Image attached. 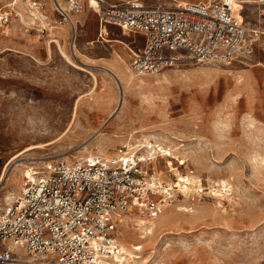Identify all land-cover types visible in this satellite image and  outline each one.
<instances>
[{"label": "rangeland", "instance_id": "374dc122", "mask_svg": "<svg viewBox=\"0 0 264 264\" xmlns=\"http://www.w3.org/2000/svg\"><path fill=\"white\" fill-rule=\"evenodd\" d=\"M11 1L0 0V9ZM36 1L45 4L53 25L51 0ZM82 1L74 39L66 24L44 34L26 31L33 23L26 0L22 9L17 1L13 6L21 18L13 15L0 28V207L8 193L19 192L30 167L72 165L78 157L100 155L98 149L114 156L159 148L162 157L151 167L179 191L155 220L137 213L123 218L118 242L130 253L126 259L136 256L130 264H264V0L232 1L241 4L251 32L242 58L225 65L183 57L155 74L131 73L143 84H125L122 104L108 69L117 60L129 65V48L142 47V37L106 26L103 37L110 42H102L98 18ZM59 45L83 70L62 57ZM34 145L42 148L27 151ZM136 219H143V228L156 226L152 235L141 238ZM133 245L140 247L134 254Z\"/></svg>", "mask_w": 264, "mask_h": 264}, {"label": "built area", "instance_id": "2783aa9c", "mask_svg": "<svg viewBox=\"0 0 264 264\" xmlns=\"http://www.w3.org/2000/svg\"><path fill=\"white\" fill-rule=\"evenodd\" d=\"M16 1L18 6L21 0H12L0 9V28L13 15L21 18L13 9ZM26 1L33 22L26 31L35 27L44 34L66 24L75 34L82 0H51L57 16L53 25L43 2ZM231 1L165 5L87 0L100 29L115 26L125 35L142 37V47L130 51L129 68L135 76L158 73L183 57L226 65L242 58L251 32L242 8L235 11ZM141 149L91 155L72 165L47 163L41 174L26 177L12 201L0 207V264H108L116 255L123 258L118 242L123 216L137 213L155 220L173 202L174 190L179 191L178 183L167 185L151 167L163 150L148 148L141 155Z\"/></svg>", "mask_w": 264, "mask_h": 264}, {"label": "bare ground", "instance_id": "6f19581e", "mask_svg": "<svg viewBox=\"0 0 264 264\" xmlns=\"http://www.w3.org/2000/svg\"><path fill=\"white\" fill-rule=\"evenodd\" d=\"M163 1H170V2H174V3H183V2H185V1H178V0H163ZM26 2H29V1H26ZM25 2V3H26ZM232 2V1H231ZM29 4V3H28ZM27 4V5H28ZM232 8L235 10V11H238L239 10V8H241V4H239V3H237V5L236 6H232ZM21 15V14H20ZM29 18H30V15H29ZM30 20H31V18H30ZM23 21V20H22ZM76 26L77 25H75V34H76ZM100 31H101V39H102V42H104V43H108V42H110V40H108V39H106V38H108V37H103V34H105V35H107L108 34V31H107V29L106 28H104V27H102L101 29H100ZM75 34H74V36H72V39H74V37H75ZM264 34V33H263ZM74 41V40H73ZM49 42V41H48ZM53 42H59L58 40H55V41H53ZM114 42V41H113ZM116 42V41H115ZM119 44H124V46H125V43H123L122 41H117ZM52 42H51V40H50V43L49 44H51ZM71 45H72V43H71ZM72 46H75L74 44L72 45ZM58 49H59V51H60V54L62 55V57L69 63V64H71L72 66H74V67H76V68H78V69H81V70H83L82 68H80V67H78V66H76L75 64H73V62L71 61V59L69 58L70 56H68L66 53H65V51H63V49H62V47L59 45L58 46ZM75 49V48H74ZM7 51L8 50H11V49H6ZM66 50V49H65ZM130 48H129V52H130ZM51 47H50V45L49 46H47L46 47V54H47V57L48 58H50L51 56H52V54H51ZM72 55V54H71ZM74 58V57H73ZM75 59V58H74ZM117 67L115 68V69H108V72L110 73V75L112 76V78H113V80H114V82H115V84L118 86V89L120 88V90H121V93H122V95H121V97H120V104H122L123 103V93H124V85L125 84H130V83H132V82H135V85H142L143 84V81L142 80H135L133 77H132V75H131V70H130V68H129V65H127L125 62H124V60H117ZM226 65V64H225ZM112 68V67H111ZM133 74V73H132ZM139 87V86H138ZM153 88H154V86H153ZM155 89H158V87H155ZM75 109H76V107H75ZM74 109V110H75ZM76 112H74L73 114H75ZM128 144H126V146H127ZM46 146V145H45ZM129 146V145H128ZM36 148H42L41 146H39V145H34L33 147H30L29 149H27V151L28 150H31V149H36ZM97 153L98 154H100V155H102V154H104L105 153V150H102V149H98V151H97ZM92 154H89L88 156H91ZM80 160L81 159H84V158H81V157H78ZM41 172H42V170H37V169H34L33 167H30V168H28V169H26L25 171H24V178H26V177H29V178H33L32 177V174H34V175H37V174H41ZM1 180H2V177L0 178V182H1ZM179 180L180 181H182V182H186L187 180H189L188 178H183V177H180L179 178ZM192 180V179H191ZM192 182H194L193 180H192ZM197 181H195V183H196ZM220 183H221V185L222 186H224L223 187V190L224 191H226L227 189H226V187L228 188L229 187V185H228V183H227V181L226 180H221L220 179ZM179 186H181V185H179ZM181 188H182V186H181ZM187 187H185V188H182V190L183 191H185V189H186ZM222 193V192H221ZM221 193H215L217 196H223V195H221ZM226 193V192H225ZM17 194V193H16ZM15 194V195H16ZM15 195H13L12 193H8L5 197H4V204H8L9 202H11L12 201V199L15 197ZM224 197V196H223ZM167 208H168V206H167ZM166 208V209H167ZM130 214H132V213H130ZM127 215H129V214H127ZM126 216V215H125ZM125 216H123V218H125ZM123 218H122V220H123ZM168 219H170V217H166L165 218V220H160L159 221V223L160 224H165L167 221H168ZM135 220V219H134ZM137 220V219H136ZM136 223H137V228L143 233V235L141 236V238H145L146 237V235H152V231H154L155 230V228H156V226H151V228H149V227H147V228H143V226L146 224L144 221H143V219H138L137 221H136ZM119 248H120V250H121V254H123L124 253V257L123 258H120V257H118L117 255L115 256V261H119L120 262V264H130V260H135L136 258V256L134 257L133 256V258H130L129 257V260L128 259H126V257H128V256H130V253H127V254H125V248H123L122 247V245H120L119 244ZM133 253L132 254H134V250L135 249H137V248H140L138 245H133ZM132 257V256H131ZM124 260H128L127 261V263H123V261ZM111 264H117V263H115V262H111Z\"/></svg>", "mask_w": 264, "mask_h": 264}, {"label": "crops", "instance_id": "0c3cea01", "mask_svg": "<svg viewBox=\"0 0 264 264\" xmlns=\"http://www.w3.org/2000/svg\"><path fill=\"white\" fill-rule=\"evenodd\" d=\"M25 5H26V3L25 2H23V0H21V2H20V4H18V8H20V9H22V7H25ZM20 6V7H19ZM50 15H51V18L53 19V22L56 20V18H57V16H56V14L54 13V12H51L50 13ZM90 18V17H89ZM69 26V25H68ZM53 28H56V27H52V28H49V30H51V29H53ZM69 28H70V26H69ZM60 30H62L61 28H60ZM59 29H58V31H60ZM70 30H71V28H70ZM100 34H101V31H100ZM63 35V34H62ZM56 36H59V34H57ZM101 36V35H100ZM60 37V36H59ZM142 42H143V40H142Z\"/></svg>", "mask_w": 264, "mask_h": 264}]
</instances>
